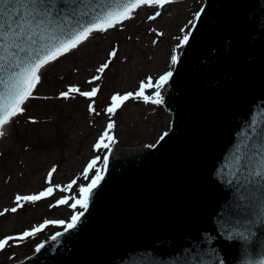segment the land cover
<instances>
[{
	"label": "water",
	"instance_id": "obj_1",
	"mask_svg": "<svg viewBox=\"0 0 264 264\" xmlns=\"http://www.w3.org/2000/svg\"><path fill=\"white\" fill-rule=\"evenodd\" d=\"M106 6L86 0L80 7ZM198 12L163 97L172 113L161 134L167 135L154 147L114 144L77 227L13 264H257L264 258V225H253L247 242L227 236L252 212L241 201L251 189L236 157H259L264 145V0H203ZM252 197L264 200V190L251 192L246 203Z\"/></svg>",
	"mask_w": 264,
	"mask_h": 264
},
{
	"label": "rangeland",
	"instance_id": "obj_2",
	"mask_svg": "<svg viewBox=\"0 0 264 264\" xmlns=\"http://www.w3.org/2000/svg\"><path fill=\"white\" fill-rule=\"evenodd\" d=\"M202 1L175 0L162 9L142 7L131 20L105 33H94L93 38L79 49L42 70V82L35 91V96L39 98L26 103V112L13 120L8 126L7 135L0 139V211L15 206L13 201L17 193L35 194L52 186L45 183V178L54 165L57 171L53 174V184L63 187L73 178H77L78 185L87 184L88 180L81 175L83 167L96 156L101 157L98 166H102L103 156L109 154L104 149L93 150V144L109 119L115 125L110 134L114 136L118 148L142 147L158 139L171 120L170 115L166 123L169 111L163 104H145L143 100L133 99L125 102L110 117L104 109L113 93L135 92L141 80L159 75L148 70L149 55H153L157 46L163 48V57L156 67L160 68L161 73L169 70L171 49L178 43L174 37L182 35L181 28L185 32L190 29L189 22L194 21ZM155 11H160L161 15L154 21L148 20L147 17ZM157 32L164 35L159 36ZM113 47L118 49L117 56L102 74L101 80L96 82L100 91L93 98V106L99 115L90 114L87 105L93 101L78 94H73L69 99L59 98V93L66 91L69 85L90 90L93 85L87 81L97 74L95 68L108 58V52ZM125 56L127 60L120 61ZM125 63L134 66L128 70ZM81 64L88 68L90 75L79 80L76 70ZM118 73L123 75L118 76ZM146 94L150 95L151 90ZM30 117L37 122L31 123ZM94 174L93 171L90 176ZM65 195H78V190L74 188L62 192L54 188L52 196L26 203L16 213L0 216V238L31 230L45 220L68 222L74 211L81 209L57 205L56 201ZM63 228L62 225L48 224L22 242H10L11 246L0 251V264H11L22 259L32 253L39 242Z\"/></svg>",
	"mask_w": 264,
	"mask_h": 264
},
{
	"label": "snow or ice",
	"instance_id": "obj_3",
	"mask_svg": "<svg viewBox=\"0 0 264 264\" xmlns=\"http://www.w3.org/2000/svg\"><path fill=\"white\" fill-rule=\"evenodd\" d=\"M92 2L95 3V0ZM174 2L175 0H105L107 6L103 9H86L80 7L86 3V0H0V138L7 135L8 126L13 120L26 112L24 107L26 103L30 99L39 98L35 96V91L42 82V70H46L47 66L78 49L90 38H93L94 33H105L122 25L123 22L131 20L138 9L142 7L162 9ZM202 11L203 9H201ZM160 15V11H155L147 18L154 21ZM199 16L200 12H197L195 17L199 18ZM189 23L195 27L192 21ZM153 31L156 30L153 29ZM180 32L181 36L174 37L178 43L171 49L169 70L163 71L155 78L148 76L141 80L135 92L113 93L110 103L104 109L109 117L129 100L140 99L145 104L153 105L163 103L162 91L173 76L172 67L179 60L177 49L186 45L191 35V31L185 32L184 28H181ZM156 34L164 35L162 32ZM153 43L155 44L156 41ZM117 52L118 49L113 47L108 52V58L95 68L97 74L92 75L91 79L87 81L89 85H93L90 90L85 91L76 85H69L66 91L59 93V98L69 99L73 94H78L92 100L93 102L87 105L88 112L99 115L93 106V98L100 91L96 82L101 80L102 74L109 68L113 58L117 56ZM149 90L154 91L150 95L146 94ZM29 120L31 123L37 122L31 117ZM114 127V123L109 119L104 131L93 144L94 151L104 149L107 150V153L112 152V146L116 141L110 133ZM166 135L167 132L161 135L160 139L162 140ZM259 151V157H250L247 152L236 157V163L240 166L238 171L247 173L246 187L251 189V192L264 190V145H261ZM100 161L101 157L96 156L83 167L81 175L85 180H88L87 184L78 185L77 178H73L63 187L60 184H53V174L57 171L54 165L47 172L45 178V183L52 186L35 194L17 193L13 201L15 206L0 211V216L9 212L16 213L26 203L52 196L54 188L62 192H69L76 188L78 195H65L57 200L56 204L68 205L74 210L79 208L86 211L94 190L104 179L103 173L108 169L109 155L103 156L102 166H98ZM93 171L95 174L90 176ZM251 192L249 195H241V201L245 202L244 206L252 208L251 218L243 221L237 220L235 226L227 231L229 239H240L247 242L255 235L252 230L253 225H264V200L255 201L252 197V203H246L251 197ZM83 215L84 211H74L68 222L45 220L44 223L34 226L31 230H25L14 236H4L0 238V251L11 246L10 242H22L34 236L48 224L62 225L65 232L74 229ZM60 235L62 233L57 232L50 239L55 240ZM43 247V244L38 245L36 251ZM257 264H264V258L260 259Z\"/></svg>",
	"mask_w": 264,
	"mask_h": 264
},
{
	"label": "bare ground",
	"instance_id": "obj_4",
	"mask_svg": "<svg viewBox=\"0 0 264 264\" xmlns=\"http://www.w3.org/2000/svg\"><path fill=\"white\" fill-rule=\"evenodd\" d=\"M174 21L175 20H173L172 21V24L174 23ZM91 39V38H90ZM89 39V40H90ZM88 40V41H89ZM87 41V42H88ZM87 42H85L84 44H86ZM84 44H82L81 46H83ZM80 46V47H81ZM155 46V45H154ZM80 47H78V49L80 48ZM77 50V49H76ZM75 50V51H76ZM161 51H163V48H159L158 46L156 47V50L154 49L153 50V55H149V57H150V59H148V62H150V65H149V67H148V70H149V72H151V73H155V72H157L158 74H161V71H160V68H157L156 66H158L159 65V63L161 62V59H162V57H163V53H161ZM127 56H125V58L123 57L120 61H122V62H124V61H126L127 60ZM125 65L127 66V69L129 70V69H131L133 66H130V65H128V63H125ZM88 71V68L86 67V66H84V64H81L80 66H78L77 67V70H76V73H77V79H82V78H84V77H87V76H89L90 75V73H88L87 72ZM151 73H149V74H151ZM123 75V73H118V76H122ZM167 88H168V84L165 86V89L162 91V94L163 93H165L166 92V90H167ZM152 91H154V90H151V93H152ZM170 115H171V113L170 112H168V119H167V122L166 123H168L169 122V120H170ZM1 139V138H0Z\"/></svg>",
	"mask_w": 264,
	"mask_h": 264
}]
</instances>
